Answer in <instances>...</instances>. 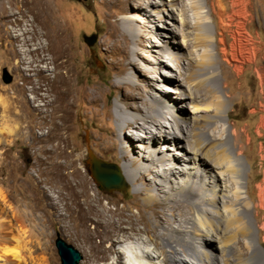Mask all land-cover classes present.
I'll use <instances>...</instances> for the list:
<instances>
[{
    "label": "bare ground",
    "instance_id": "6f19581e",
    "mask_svg": "<svg viewBox=\"0 0 264 264\" xmlns=\"http://www.w3.org/2000/svg\"><path fill=\"white\" fill-rule=\"evenodd\" d=\"M205 1L206 6L202 0H139L136 7L148 12L146 18L140 13L120 19L108 15L105 48L113 55L111 63L117 68L111 85L123 92L112 105L102 104L105 91L100 87L87 89L80 80V71L72 67L70 34L58 17L55 0L0 1V33L7 39L11 57L24 55L18 65L32 81L27 101L39 116L37 124L46 129L41 136L46 144L45 156L36 163L37 188L33 195L53 216L41 220L34 210L27 211L23 204L16 203L0 177V264H51L46 254L49 234L45 229L56 222L65 232L89 242L87 264H97L99 260H105L102 264H264L250 213L248 171L236 129L221 119V102L205 113L200 105H190L194 123L188 122L186 100L193 102L194 98L184 88L188 70L180 50L187 48L190 41L174 34L182 36L192 26L203 37L211 38L205 30L211 11L217 8L219 24L225 31L230 30L233 18L242 14L236 9L227 14L222 0H214L211 9ZM236 3L239 0H232L234 8ZM106 4L123 14L127 11L125 0H107ZM191 10L196 16L194 24ZM249 16L245 9L242 18ZM139 20L144 24L139 25ZM165 23L174 25V34L167 31ZM151 24L153 33L143 30ZM144 38L152 42L149 46L155 53L154 62L144 54L148 52L142 47ZM210 44L205 45V58L221 69ZM218 72L213 69L212 77H217ZM158 83H165L164 91ZM159 89L161 94L155 91ZM221 92L218 87V99H226V92ZM171 94H176L175 98ZM78 102L86 104L94 114L93 139L101 151L119 148L123 177L143 207L152 209L149 217L144 211L133 213L129 205L106 207L102 195L92 193L88 182L69 175L62 177L55 167L54 155L64 142L63 134L77 130L73 119ZM0 105L5 111L0 117L2 145L10 140L2 139L1 133L11 134L14 130L6 124L2 126L8 117L7 99L2 93ZM214 118L221 119L220 125L206 129ZM103 120L117 127L109 137H103L100 131L104 128L98 123ZM198 121L205 128L200 132ZM105 201L112 205V201ZM141 233L146 238L126 244ZM242 240L247 256L241 258L236 248ZM106 242L109 247L104 245ZM125 258L128 262H124Z\"/></svg>",
    "mask_w": 264,
    "mask_h": 264
},
{
    "label": "rangeland",
    "instance_id": "374dc122",
    "mask_svg": "<svg viewBox=\"0 0 264 264\" xmlns=\"http://www.w3.org/2000/svg\"><path fill=\"white\" fill-rule=\"evenodd\" d=\"M55 1L58 17L64 22V28L70 34V44L74 52L72 67L80 71V80L87 86V89L100 87L105 91V94L101 97L102 104L112 105L115 97L123 92L111 85V82L117 77V68L111 63L113 55L108 53L105 48L109 37L108 15L113 14L112 19H120L123 16H133L135 13H140L142 17L146 18L148 12L144 8L136 7L139 0H125L127 11L124 14L119 11V8H111L107 5V0ZM222 1L227 14H231L233 9H236L238 13H242L239 14V17L237 16L238 19L233 18L229 31H225L219 24L216 14L217 8H215V11H211L212 18H209L208 24H206L207 29L205 30L207 34L212 35L211 38L206 37L204 34V37L200 35L199 30L195 29L196 27L189 26L181 36L174 34V25L166 23L165 25L169 28L167 29L169 33L179 36L181 40L190 41L189 46L183 48V55V51L180 50L181 56L184 58L183 65L186 64L188 70L184 88L187 90V94H190L191 91L194 98L193 102L191 99L186 100L189 111V124L194 123V114L191 112L190 105H200L203 113H205L213 110L215 103L221 102L223 106L221 119H226L228 125L236 129V136L241 145L240 152L245 158L248 171L246 185L251 205L250 213L256 226V239L264 256V0H239L235 8L232 6V0ZM202 3L206 6L205 0H202ZM213 4L214 0H207L210 9L215 6ZM208 9L205 8L206 12ZM245 9L247 13H250V16L246 18L247 21L242 18ZM190 16L194 24V18L196 17L194 11L191 10ZM212 20L214 23L211 22ZM236 22H241L240 26L236 25ZM137 23L139 25L144 24L142 20ZM177 24L180 25L178 21ZM143 30L153 33L155 28L151 24L144 26ZM233 34H237L239 37H234ZM84 35H96L95 43L89 46ZM222 38L224 42H220ZM125 40L130 43L129 39L125 38ZM6 42V37L0 33V93L7 99L6 113L8 115L2 126L4 127L6 124L14 131L11 134L6 131L1 133L2 139L10 140V142L0 145V177L3 179L6 188L10 190L16 203L23 204L22 206L27 208V211L29 209L34 210L35 215L41 220L52 219L53 216L50 214V210L39 205L38 198L33 195L36 192L34 189L37 188L36 163L42 161L45 156L44 145L46 144L41 136L45 135L46 129L43 125L37 124V121H40L38 120L39 116L33 113L27 101L28 88L30 89L32 81L28 73L20 72L18 65L20 57L24 55L11 57L10 51L6 48ZM150 43L152 42L144 38L142 47L148 50V52H144L145 56L151 57L152 62H154L155 58L153 56L155 53L150 51ZM174 44L176 45V43ZM206 44L207 47L208 44L211 45L215 58L220 61L221 69H219V65H213L212 62L206 60L204 54ZM114 58H116V52ZM154 65L157 64L154 63ZM3 69H7L13 76V81L9 84L1 79ZM213 69L220 72H218L217 77H212ZM161 71H164V69ZM224 83L225 86L223 87ZM164 84L158 83L159 88H163V91L164 87H167ZM218 87L220 92L222 90L221 93L224 92V95L226 92V99H218ZM155 91L162 93L161 89ZM171 95L175 98L176 94ZM178 103L180 102L178 101ZM101 106L103 105L99 107ZM3 113L5 111L0 105V117H3ZM93 119L92 110L86 104L78 102L73 119L77 125V130L63 134L61 141L64 142L61 143V147L58 149L59 153L54 155L56 157V160L53 161L55 167L62 177L69 175L74 180L88 182L93 187L92 193L95 191L102 195V204L106 207L115 208L116 206L129 205L133 213L144 211L146 217H149L152 209L143 207L144 204H142L140 197L134 194L130 185L124 190L108 191L100 189L92 177L87 162L89 149L104 161L116 163L120 168L123 164L119 148L116 151L105 153L96 144L93 139L94 126H92V121H95ZM221 119L214 118V123L207 125L205 128L212 129L216 125H220ZM98 124L104 128L103 130L100 129L103 132V137H109L112 131L117 129L115 124L108 121L103 120ZM196 124L198 132L205 129L202 122L198 121ZM213 133L215 134V131ZM122 136H124L123 133ZM212 143L209 142V144ZM56 177H59V174H56ZM105 199L112 201V205L106 203ZM41 207L43 208L42 211ZM157 210L161 211V207H158ZM29 226L32 228L31 225ZM46 228L44 229L49 234V250L46 254L48 253V256L51 257V264H62L55 244L58 234L81 253L83 259L80 264L88 263L90 253L88 241L82 236L77 237L65 232L58 226L57 222L56 225H48ZM146 236L145 233H141L135 238L127 240L126 244L132 245V242H136L137 238H146ZM97 241L96 239L95 242ZM126 244L123 243L122 245ZM104 245L109 247V242ZM237 247L236 250L242 253L241 258L247 256L243 240L238 243ZM147 248L151 249L150 245H147ZM124 260V262H128L127 258ZM104 261L99 260L97 264H102ZM110 261L108 262L110 263Z\"/></svg>",
    "mask_w": 264,
    "mask_h": 264
},
{
    "label": "water",
    "instance_id": "95a60500",
    "mask_svg": "<svg viewBox=\"0 0 264 264\" xmlns=\"http://www.w3.org/2000/svg\"><path fill=\"white\" fill-rule=\"evenodd\" d=\"M84 38L89 46H92L96 41V35H84ZM4 73L6 76L3 77V81L6 84L11 83L13 81V76L7 69H3L2 76ZM88 152L89 158L87 162L89 164V169L100 189L113 191L127 188L128 184L123 177L120 167L116 163L107 162L98 158L91 149H89ZM55 244L62 264H80V261L83 259L81 253L64 241L59 234L57 235Z\"/></svg>",
    "mask_w": 264,
    "mask_h": 264
},
{
    "label": "flooded vegetation",
    "instance_id": "af4514ba",
    "mask_svg": "<svg viewBox=\"0 0 264 264\" xmlns=\"http://www.w3.org/2000/svg\"><path fill=\"white\" fill-rule=\"evenodd\" d=\"M5 76H6V75H5V73H4V74H3V76H2V78H1V79H2V81H3V77H5Z\"/></svg>",
    "mask_w": 264,
    "mask_h": 264
}]
</instances>
